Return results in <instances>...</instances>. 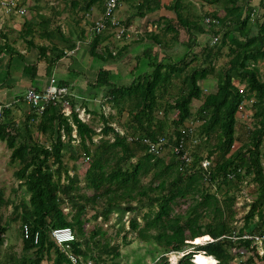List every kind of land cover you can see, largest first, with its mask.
Listing matches in <instances>:
<instances>
[{"label":"trees","instance_id":"1","mask_svg":"<svg viewBox=\"0 0 264 264\" xmlns=\"http://www.w3.org/2000/svg\"><path fill=\"white\" fill-rule=\"evenodd\" d=\"M104 2L69 0V5L74 9L75 16L81 18L94 5L104 6ZM206 2L211 5L222 3L221 0ZM225 3L222 17L217 12L205 15L207 17L204 19L218 21L210 26L202 22L206 27L199 24L198 17L194 21L185 20L175 9L178 22L176 25L168 22L164 28V34L172 33L170 40L160 38L161 41L156 34L150 35L162 46V57H151L147 53L151 71L140 76L134 84L110 85L109 71L106 69H101L97 76L98 85L105 86V95L117 114L121 115L124 111L128 114L122 123L126 128L125 134L144 135L151 140L165 136L172 146L184 142L181 151L186 147L190 149L192 139H196L199 144L189 151V164L180 161L178 155L168 154L166 159L165 154L158 156L148 153L145 145L138 141L128 142L106 116H102L104 122L97 132L79 117L71 100L68 105L70 125L66 123L69 118L64 116V108L58 103H48L41 115L31 109L32 117L21 123L11 119L0 121V140L10 150V163L17 167L14 176L19 186L24 187L28 194V199L15 205L12 211V219L22 221L19 227L22 254L12 256L6 262L41 264L44 260H52V264H72L67 257L69 250L78 258V264H116L112 260L120 255L118 245L95 241L97 236L104 237L105 233L96 227L87 236L84 225L99 216L107 219L111 212L122 211L131 213L124 238L127 234H134L163 252L150 264H165L169 252H186L177 264H213L214 259L216 264H229L235 254L243 257L248 252L252 254L237 264H255V259L264 264V254L259 255L250 240L233 238V234L258 231L264 224V73L262 76L256 67L259 59L264 58V12L257 15L254 8L245 9L234 0H230L229 7ZM159 6L158 0H142L135 6L133 14L119 22L126 28L135 17L153 13ZM35 23L30 19L25 20L22 36L28 46L39 52L38 61L44 59L47 66L52 65L64 55V49L58 47L57 42L50 46L35 45L30 36L37 24L46 30L44 36L47 37H54L56 33L63 37L61 28L56 26L49 30L48 21L45 20ZM197 33L217 36L218 41L212 42L210 38V42L196 48L199 46ZM183 34L186 36V41H182L186 54L179 61H174L168 50ZM92 35L89 52L95 56L100 33L93 32ZM66 43L68 47L65 50L74 47L73 41ZM5 49L7 51L9 46H2L0 51ZM48 52L52 53L50 58H47ZM222 57H226L227 61L215 67L216 61ZM29 67L33 68L32 65ZM210 76L216 80V90L204 93L192 112V100L200 93V82ZM240 87H243L242 91ZM249 99L254 100V123L246 140L235 148L236 114L241 103ZM1 110L2 116L7 118L8 110L3 107ZM169 116L170 130L165 132ZM30 120L35 123L36 132L45 136L48 145L32 136L27 124ZM188 120L198 123L192 132L185 124ZM71 125L75 127V137ZM97 136L99 141L95 142ZM107 136H111L112 141ZM74 141H77L80 153L91 156L86 171L91 195L76 193L80 178L76 174L71 175L63 162L65 146ZM203 158H211L213 163L208 180L204 179L200 167ZM111 161H114V165H111ZM228 172L235 173L234 180L227 177ZM149 173H153L150 182L144 185L140 179ZM247 177L256 182L257 192L242 218L243 225L238 226L236 193ZM133 192L138 196L136 205L122 207L124 200L134 199ZM97 199H103L105 206L88 217L87 205L97 202ZM62 204L73 209L71 216L64 213ZM4 205L6 200L0 188V210ZM145 208L146 211H143ZM139 218L143 224L138 221ZM255 218H258L257 223H254ZM24 224L28 225L27 239L23 237ZM64 227L71 228L76 236L74 241L68 242V249L57 245L50 237L52 229ZM7 230L8 225H0V245ZM203 236L210 239L195 245L185 242ZM200 241V238L196 240ZM93 243L96 249L91 251ZM186 246H192L193 250L187 251ZM233 249H236L235 254L232 253ZM29 251H32L30 255ZM196 253L198 256L193 257ZM107 260L111 261L108 263Z\"/></svg>","mask_w":264,"mask_h":264},{"label":"crops","instance_id":"2","mask_svg":"<svg viewBox=\"0 0 264 264\" xmlns=\"http://www.w3.org/2000/svg\"><path fill=\"white\" fill-rule=\"evenodd\" d=\"M16 1L22 7L25 6L27 11L26 15L20 16L16 13H6L0 5V48L5 44L9 46L7 51L6 49L0 51V77H2V81L0 82V107L1 109L3 107L9 112L7 118L2 116L3 121H9L11 119L17 123H21L29 120L32 117L31 108L29 110L28 107L18 106L14 102H24L23 95L27 89L31 88L41 91L48 85L50 78L54 77L58 82L67 86L71 104L83 121L95 128L94 126L97 123L103 124L104 120L102 116H106L110 120L111 125H116L121 130H126L122 126V123L126 121L124 119L128 114L124 111L121 114L122 118H120L114 105L108 102V97L105 95V86H99L97 83L98 72L101 69L109 71L110 85L129 86L134 84L140 76L150 72L151 65L149 57L146 56L147 53L151 57H162V46L156 43L150 35L151 33L157 36L160 33L163 35L164 28L168 22L176 25L178 17L175 9L178 10L185 20L194 21L198 17L200 19L199 24L203 26L204 24L202 22L204 17H207L205 16L207 13L217 12L218 16L222 17L225 14V2H227V5L230 3V0H221L222 3L217 5L208 4L206 0H158L160 6L157 10L143 17H135L133 22L125 28L127 36L117 37L114 31L109 29L102 31L99 35V43L97 44L95 50L96 55L94 56L89 52V46L91 45L93 36L91 26L95 20L102 16L104 6L94 5L88 14H83L80 18L75 16L74 9L69 5V0ZM234 1L237 5H242L245 9L246 7L254 8L257 15L260 12H264V0ZM118 2L119 4L114 13V17L122 23L129 15L136 11L135 6L140 4L142 0H120ZM230 4L228 7L231 6ZM29 9H36L39 13L42 11L44 13H67L68 20L63 22L53 21L49 14L47 17L42 15L40 18V20L48 21L47 29L49 30H53L56 26H59L63 37L57 33L54 37L44 36L46 30L40 28L37 24L40 20L37 21L33 17L26 18ZM202 13H205L203 14L204 16H201ZM29 19L32 22L35 21V24H37L34 26L33 34L30 36L35 45L50 46L53 42H57L58 47L64 49V55L52 65L47 66L44 59L38 61L39 52L37 49L26 44L22 34L24 31V22ZM254 29L256 28L254 27ZM10 33H18L20 39L18 37L16 38V36L11 38ZM36 33L40 39L39 42L34 40ZM164 35L167 41L172 37L171 32ZM160 38L162 36L158 37V39ZM210 38L204 34L197 33L196 41H198L199 46L196 48L203 46L206 42H210ZM68 41H73L74 47L65 50L68 47L66 43ZM182 41H186L184 34L168 50V53H170L174 61H179L186 54L187 50L183 46ZM21 43H24L26 46H21ZM47 55V58H50L52 53L48 52ZM25 56L29 58L30 64L22 65L19 62L15 63L18 58ZM224 59L225 61L227 60L226 57ZM220 61H223V59H220ZM29 65H32L33 68L29 67ZM260 66L264 67V58L259 59L256 66L258 70L262 71ZM15 70L20 71V73H17V75ZM3 78H9L7 80L8 82L3 83ZM213 81L215 82L211 76L202 80L200 82V93L194 99L199 97L200 102L204 93L214 92L216 90L214 85L216 84L211 85ZM16 82L20 85L18 87L19 91H22L20 96L9 92V88L15 89ZM34 82L36 85H33ZM5 87L8 90L4 89ZM205 90L206 92H204ZM242 108L236 114V135L240 134L244 129L243 124H246L253 118L252 102L250 100H245ZM240 117L243 121L238 120ZM67 118L69 117L67 116ZM27 124L28 126L29 124L34 126L32 120L28 121ZM237 141L239 142V139ZM261 247L263 249V245Z\"/></svg>","mask_w":264,"mask_h":264},{"label":"rangeland","instance_id":"3","mask_svg":"<svg viewBox=\"0 0 264 264\" xmlns=\"http://www.w3.org/2000/svg\"><path fill=\"white\" fill-rule=\"evenodd\" d=\"M48 14L51 15V18L55 22L56 21L63 22V21L68 20V18H67L68 14L67 13H64V12L63 13H57V12L44 13L43 11L39 13V11H37L36 9H34V10L29 9V13H28V16L26 18H30V17L32 18L33 17L35 20L38 21V20H40L42 15L47 17ZM203 14H205V13H202L201 16H204ZM23 18H25V17H23ZM203 22H204V20H203ZM10 35H11V38H14L15 36H16V38L18 37V33H15V34L10 33ZM158 35L162 36V38H163L162 40H166V36L164 34L162 35L160 33ZM18 38L20 39V37H18ZM34 40L37 42L40 41L39 37L37 36V33L34 36ZM6 45L7 44L3 45V47ZM21 46H26V45H24V43H21ZM220 59H223V61H220ZM226 61H225L224 57L219 58L215 63V67L223 65ZM17 62H19L22 65L31 63L27 56H25L23 58H18L15 63H17ZM149 62H150V59H149ZM260 69L262 71L259 70V73L262 75V73L264 72V67L260 66ZM150 71H151V69H150ZM15 72H16V74L20 73V71H18V70H15ZM212 78H214V77H212ZM7 80H9V78L4 79L3 83L8 82ZM214 80H215V78H214ZM1 81H2V77H0V82ZM10 83H12V82H10ZM214 84H216V80H215V82L213 81V83L211 82V85H214ZM33 85H36V83L34 82ZM18 87H20V85L17 83L14 86L15 89L9 88V92L20 96L22 94V91H19ZM214 87H215V85H214ZM4 89L8 90L6 87ZM175 91L176 90H174L173 92L176 93ZM14 103L18 106H21V107H28V109L30 110V107L28 105H26L24 102L15 101ZM199 103H200L199 97L192 100V104H191L192 112H194L196 110ZM65 117H67V116H65ZM169 117L170 118L167 121V126L165 129V132L170 130V128H169L170 127V125H169L170 121L169 120L171 119V116H169ZM120 118H122V115H120ZM126 118L127 117L125 116L124 120H126ZM252 119L253 118H251V120H249V122H247L246 124L244 123L243 124L244 129L242 130V132L240 134H237L238 136L236 135L237 139H239V142L238 141L235 142V144H234L235 148L237 146H239V144H241L242 142H244L246 140L247 133H248L249 129L252 128L253 123H254V120H252ZM238 120H242V118L240 117ZM67 121H66V123L68 125H70L71 119L67 120ZM185 124L189 125L193 128L198 126V123H196V122L190 123V120L186 121ZM29 126H30L32 136L35 138V140L44 142L47 145L49 144V142L46 141L45 136H42L40 133L36 132L33 125L29 124ZM113 126H116V125H113ZM71 127L73 129L72 135L75 137L76 136L75 127L72 125H71ZM94 127H95L96 131L98 132L102 128V123H97ZM116 128L118 130L122 131L123 133H125V130H121L117 126H116ZM107 137L110 140L112 138L111 136H107ZM94 141L98 142L99 136L95 137ZM198 144H199V142H198ZM198 144L196 143L197 146H198ZM192 149H193V147H191L189 149V151ZM63 152H64L63 162L68 166L70 174L71 175L76 174L80 178L79 185H78L79 189L76 193H78V195H91L92 190L87 186V180H86L87 179L86 178V171L89 168L91 156L87 157V156L83 155L82 153H80V151L77 150V141H74L72 144L65 146ZM203 154H204V156H206L205 151ZM165 155H166V159H168L169 155L168 154H165ZM9 156H10V150L6 147L5 143L0 140V188L3 190V196L6 200V205H4L0 210V225H3V224L8 225V230L5 233L3 244L0 245V264H14L13 262L10 263V262H6V261H9L12 256L16 257V256H20L22 254V240H21V237L19 236V227H20V224H22V221L20 219L13 220L12 219V217H13L12 211H13L15 205H18L20 202L26 201L28 199V194L26 193L24 187L19 186L18 180H16V178L14 176V172L17 169V167H16V165H12L10 163ZM72 156H73V158H72ZM133 161H135V159ZM262 162H263V166H264V157L262 158ZM111 165H114V161H111ZM152 174L153 173H149L146 177H142L140 179V182L143 183L144 185H147L150 182ZM214 190H215V188L213 187L212 191H214ZM256 192H257L256 182L251 181L249 177L245 178L243 180L241 186H240V189L236 193L237 198H236V203H235V210L237 212L236 219H237V225L238 226L243 225V222H242L243 219L242 218L245 215V213L247 212L248 207L250 205V202L252 200H254V198L256 196ZM217 194H218V192H217ZM132 195H133L134 199L124 200L122 207H124L126 205H136V203L138 202L137 201L138 196L135 195V192H133ZM103 206H105V201L103 199H97V202H95L93 204H91V203L88 204L87 205V208H88L87 216L88 217L91 216V214H93L95 210L96 211L101 210ZM186 207H187V205H185V208ZM62 209H63L64 213H68L70 216L73 214V209L70 208V206L67 204H62ZM143 211H146V208ZM70 216H68V219H70ZM130 217H131V213H129V212L123 213L122 211H120V212L119 211H113L108 215L107 219H104L102 216H99L97 219H92L91 221L86 222L84 225V230L86 232V235L90 236L92 231L96 227H98V228H100V230L102 232L105 233V235H104V237L97 236L95 238V241L99 240L98 241L99 243H103L105 241H108L110 246L111 245H118V250H119L120 255L118 257L114 258V260H112V261H115L116 264H150L154 260H156L160 255H162L163 252L161 253V251L157 247L153 246L152 243L141 241L134 234H131V233L127 234L126 238H124L123 235L126 232V229L128 228V223H129ZM257 220H258V218H255L254 223H257ZM138 221L141 224H143V222L140 218L138 219ZM251 224L252 223H250V225ZM253 226H251V227H253ZM199 238L201 239V242H196V240ZM199 238L194 239V240L187 239L185 242L190 243L192 245H195L198 243L203 244L204 241H207L208 239H210V238H208V236H203V237H199ZM95 247H96V245L94 243L91 244V246H90L91 251H94V249H96ZM185 248L187 251L193 250L192 246H186ZM256 248H257V252L259 255L264 254V249H261L262 248L261 245H257ZM31 253H32V251L28 252L29 255ZM181 253L169 252L167 254V260H166L165 264H177L178 260L184 254H186V252L182 253V255H181ZM232 253L235 254L236 249H233ZM251 254H252V252H248L247 254L243 255V257H240V255L235 254V257L230 260L229 264H237L239 260L244 259L246 256L251 255ZM110 261L111 260H109L108 263ZM41 264H52V260H44ZM255 264H262V263L255 259Z\"/></svg>","mask_w":264,"mask_h":264},{"label":"built area","instance_id":"4","mask_svg":"<svg viewBox=\"0 0 264 264\" xmlns=\"http://www.w3.org/2000/svg\"><path fill=\"white\" fill-rule=\"evenodd\" d=\"M118 0H105L104 2V11L102 16L95 20L92 23L91 31L94 33H101L104 30H112L114 31L115 35L117 37L121 36H127V33L125 32V27L115 19L114 13L118 7ZM0 5L3 8L4 12L6 13H16L17 15L24 16L26 15L27 11L25 7H22L18 1L16 0H0ZM204 23L206 26H210L212 24H217L218 21L216 19L211 18H205ZM212 42L218 41L217 36H212ZM242 91V88H240ZM206 92V90L204 91ZM250 102H253V99H249ZM23 101L30 106V108L37 114L41 115L47 106L48 103L52 104H60L64 110L63 114L64 116H69V101H70V94L67 86L63 83L58 82L54 77L50 78L48 85L41 91H37L35 89H27L26 92L23 95ZM245 102V100L243 101ZM243 103L239 106V111H241L243 108ZM2 110L0 107V121H2ZM190 123L192 121L190 120ZM187 128L190 132L193 131V127L187 125ZM120 133L126 137V140L128 142L138 141L145 145L146 151L152 155H163V154H169V155H178V159L180 161H184L186 163L191 162V156L189 149L187 147L185 150L181 151V148H184V142H180L177 146H172L168 144V138L165 136H159L156 140H151L144 135H127L120 131ZM182 133L185 134V131L182 130ZM174 139V137H173ZM264 139V138H263ZM182 140L184 141V138L182 137ZM197 141L196 139H192L189 147L194 146ZM213 163L211 161V158H203L200 161V167L203 169L204 172V179L208 180V176L210 174V168L212 167ZM227 177L229 179L234 180L235 179V173L234 172H228ZM36 233L35 236V242L37 240ZM23 237L27 239L29 237L28 232V225H23ZM50 237L51 239L60 246H65L66 249H68V242L74 241L76 239L74 231L69 227L64 228H54L50 231ZM234 239H241V240H250L252 242V246L255 245H263L264 243V224L258 231H244L241 234H233ZM181 253V252H178ZM184 253V252H182ZM181 253V255H182ZM203 253V252H202ZM263 254V253H262ZM196 255H193V257ZM67 257L71 261L72 264H78V258L74 256L69 250H67ZM211 257V256H209ZM192 262L195 263V260L192 258ZM217 261L215 260V263ZM214 263V264H215ZM196 264V263H195Z\"/></svg>","mask_w":264,"mask_h":264},{"label":"bare ground","instance_id":"5","mask_svg":"<svg viewBox=\"0 0 264 264\" xmlns=\"http://www.w3.org/2000/svg\"><path fill=\"white\" fill-rule=\"evenodd\" d=\"M199 238V237H198ZM197 239V238H196ZM201 242V241H200ZM202 253V252H201ZM197 254V255H196ZM195 255L196 256H198V253H196ZM202 254H204V253H202ZM173 256V255H172ZM196 256H194V257H196ZM173 258V257H172ZM175 260V259H174ZM213 263H215V260H214V262Z\"/></svg>","mask_w":264,"mask_h":264}]
</instances>
